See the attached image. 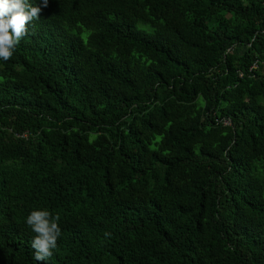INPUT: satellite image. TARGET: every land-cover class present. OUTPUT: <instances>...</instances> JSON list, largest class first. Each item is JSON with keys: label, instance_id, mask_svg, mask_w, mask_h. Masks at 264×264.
<instances>
[{"label": "trees", "instance_id": "trees-1", "mask_svg": "<svg viewBox=\"0 0 264 264\" xmlns=\"http://www.w3.org/2000/svg\"><path fill=\"white\" fill-rule=\"evenodd\" d=\"M28 30L0 61V264H38L37 207L48 264H264V0H49Z\"/></svg>", "mask_w": 264, "mask_h": 264}, {"label": "clouds", "instance_id": "clouds-1", "mask_svg": "<svg viewBox=\"0 0 264 264\" xmlns=\"http://www.w3.org/2000/svg\"><path fill=\"white\" fill-rule=\"evenodd\" d=\"M49 0L33 3L32 0H0V61L9 60L21 38L27 34L28 24L39 19L43 6ZM59 217L46 207L32 209L25 219L34 235L30 239V247L34 249V259L47 262L57 248L61 235Z\"/></svg>", "mask_w": 264, "mask_h": 264}, {"label": "rangeland", "instance_id": "rangeland-1", "mask_svg": "<svg viewBox=\"0 0 264 264\" xmlns=\"http://www.w3.org/2000/svg\"><path fill=\"white\" fill-rule=\"evenodd\" d=\"M138 26L141 27V28H144V29H145L146 31H148L149 33H152V32H153L152 28H151L149 25H145V24L139 22V23H138Z\"/></svg>", "mask_w": 264, "mask_h": 264}, {"label": "bare ground", "instance_id": "bare-ground-1", "mask_svg": "<svg viewBox=\"0 0 264 264\" xmlns=\"http://www.w3.org/2000/svg\"><path fill=\"white\" fill-rule=\"evenodd\" d=\"M35 20H36V19H34V20H32L31 22H29V24H28V28H29V26L32 24V22L35 21ZM28 31H29V30H27V32H28ZM225 123H226V124H229L228 121H225Z\"/></svg>", "mask_w": 264, "mask_h": 264}]
</instances>
